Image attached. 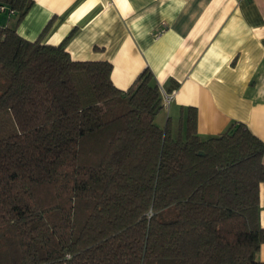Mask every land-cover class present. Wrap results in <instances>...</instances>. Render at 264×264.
<instances>
[{"label": "trees", "instance_id": "16d2710c", "mask_svg": "<svg viewBox=\"0 0 264 264\" xmlns=\"http://www.w3.org/2000/svg\"><path fill=\"white\" fill-rule=\"evenodd\" d=\"M32 4L0 0V264H264V140L201 137L190 107L173 135L149 69L121 91L71 34L20 37Z\"/></svg>", "mask_w": 264, "mask_h": 264}, {"label": "crops", "instance_id": "0c3cea01", "mask_svg": "<svg viewBox=\"0 0 264 264\" xmlns=\"http://www.w3.org/2000/svg\"><path fill=\"white\" fill-rule=\"evenodd\" d=\"M32 2L16 26L20 37L57 46L71 34L70 58L109 62L111 82L121 91L149 69L172 95L159 125L170 118L173 135L190 107L201 137L238 122L264 140V0ZM259 208L264 228V183ZM256 259L264 263V243Z\"/></svg>", "mask_w": 264, "mask_h": 264}, {"label": "built area", "instance_id": "2783aa9c", "mask_svg": "<svg viewBox=\"0 0 264 264\" xmlns=\"http://www.w3.org/2000/svg\"><path fill=\"white\" fill-rule=\"evenodd\" d=\"M4 11H5V8L3 6H0V13H3ZM11 16H14V12L12 10H9L7 17H11ZM164 28H165V25H164V27H162L160 29V31L156 35L160 34L164 30ZM160 91H161L163 109L164 110H167L168 109V106H169V104L171 102L172 95L170 93L165 92L161 88H160Z\"/></svg>", "mask_w": 264, "mask_h": 264}, {"label": "rangeland", "instance_id": "374dc122", "mask_svg": "<svg viewBox=\"0 0 264 264\" xmlns=\"http://www.w3.org/2000/svg\"><path fill=\"white\" fill-rule=\"evenodd\" d=\"M161 115H159L158 117H157V119H156V122L158 123V124H160L161 123Z\"/></svg>", "mask_w": 264, "mask_h": 264}, {"label": "water", "instance_id": "95a60500", "mask_svg": "<svg viewBox=\"0 0 264 264\" xmlns=\"http://www.w3.org/2000/svg\"><path fill=\"white\" fill-rule=\"evenodd\" d=\"M202 155V154H201Z\"/></svg>", "mask_w": 264, "mask_h": 264}]
</instances>
